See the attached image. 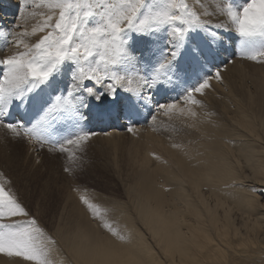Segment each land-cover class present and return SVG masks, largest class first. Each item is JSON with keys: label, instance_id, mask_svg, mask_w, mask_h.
Returning <instances> with one entry per match:
<instances>
[{"label": "bare ground", "instance_id": "6f19581e", "mask_svg": "<svg viewBox=\"0 0 264 264\" xmlns=\"http://www.w3.org/2000/svg\"><path fill=\"white\" fill-rule=\"evenodd\" d=\"M19 2L22 9L14 25L31 26L42 19L38 8L25 9L29 0ZM234 54L227 47L215 66ZM185 63L186 59L180 60L181 68ZM239 71V62L233 61L221 74L224 85L221 79H213L212 88L202 97L197 95L202 106H189L196 117L186 108L187 118L174 122L161 116L152 127L131 134L137 138L132 155L139 166L131 177L129 202L113 201L96 192L79 193L78 199L74 195L68 210L64 202L65 211L61 206L63 214L53 231H47L57 241L51 264H264V76L238 80ZM181 91H175L173 100ZM113 110L96 117L99 121H92L88 128L105 129L104 121L109 123L120 113ZM19 111L12 109L6 119L23 118ZM142 119L125 127L139 129ZM115 128L91 137L126 135ZM166 129L168 136H161ZM5 145L0 168L10 171L26 154L13 141ZM156 147L165 159L153 160ZM81 195L97 205L96 214ZM0 257V264H33L5 253Z\"/></svg>", "mask_w": 264, "mask_h": 264}, {"label": "snow or ice", "instance_id": "6c2138e0", "mask_svg": "<svg viewBox=\"0 0 264 264\" xmlns=\"http://www.w3.org/2000/svg\"><path fill=\"white\" fill-rule=\"evenodd\" d=\"M44 7L33 25L16 23L5 37L12 51L0 55V127L41 150L47 146L73 157L67 146L83 151L94 133L77 130L80 110L89 99L115 100L121 91L133 92L132 84L147 106L151 95L145 89L171 83L175 75L182 81V101L178 96L155 108L171 117L183 115L186 106H202L197 94L204 96L212 80L221 79V68L209 69L203 55L219 40L220 29L238 33L242 57L264 63V0H245L240 7L235 0H47ZM182 59L186 66L178 71ZM66 66L74 67L71 90L56 94L53 85ZM17 102L31 104L30 127L6 119ZM187 113L197 116L193 107ZM62 119L72 124L67 135L55 127ZM0 177V253L51 264L57 241L12 189V181ZM80 199L97 213L86 195Z\"/></svg>", "mask_w": 264, "mask_h": 264}, {"label": "rangeland", "instance_id": "374dc122", "mask_svg": "<svg viewBox=\"0 0 264 264\" xmlns=\"http://www.w3.org/2000/svg\"><path fill=\"white\" fill-rule=\"evenodd\" d=\"M42 3L46 4L47 0H29V3L27 4L28 7L26 6L25 9L38 8L37 10L39 12H44V9L46 8H40L43 5ZM244 3L245 0H235L236 7H240ZM0 4V51L3 52L6 49L5 37L15 26L14 23L18 18L17 15L22 9V4L19 2V0H0ZM10 11L14 15L13 20L9 19L8 13ZM38 15L40 16V14ZM94 22L95 21H93V23ZM213 22L215 23V20ZM218 35L219 40L213 43L211 49L207 48L205 53H203V55L207 57V55L211 52V56L205 61L209 69L215 65H218L220 55L225 53L228 47L229 50H232L235 52V54L232 55L229 60L221 64V74L228 64H231L233 61H238L240 69L237 76L238 80L249 78L250 75L255 77L259 75L264 76V66L263 69H260L264 63L259 62V58L257 61H253L240 55L241 48L238 33L232 30L220 29L218 30ZM208 39L211 40V37H208ZM219 45L222 46L219 47ZM11 51L6 50L0 55H8L11 53ZM139 54L140 53L138 51L137 55ZM185 66L186 63L183 67ZM178 67L179 69L182 67L180 61L178 62ZM179 69L177 70L179 71ZM73 71L74 67L66 66L65 69L57 75L56 81L53 85L56 94L67 95L66 89L71 90V76ZM171 81V83L165 82L158 84L151 89H145L146 93H150L151 95V100L147 102V106H145L144 102L138 100L135 95V86L133 85H130V87L134 90L133 92L121 91L118 95V98L115 100L106 98L101 102H96L89 99V106L80 110L82 119L79 122L77 130L91 132L95 135L99 133L109 134V132H111V130L115 127L117 129L120 127L122 134L124 133L126 135L122 137L119 136V139L105 136L96 137V139L90 137V139L86 142L83 151H80L78 148H73V146H67L75 151L76 155L74 157L71 156L70 153L49 151L47 146L41 150L37 144L29 143L27 139L15 138L5 128L0 127V134L2 135L0 138V159L3 158L2 149H5V142L7 141H13L19 146H22L24 154H26V157L22 156V159L17 161L15 166L10 168V171L0 168V173H3L4 177H7L9 180H13L12 188L14 191H16L21 201L27 205L31 213L39 217L40 222L46 231H53L54 225L63 214L64 207L67 205L66 210H68V207L73 204V199L75 198L74 195H76L78 199V196L80 195L79 193L87 192L89 194H94V192H96L113 201H130L129 197H127V194H129V187L132 185L131 177H133V170L139 166L137 164L139 161L132 155L137 138H131V134L137 135L138 131L152 127L155 121L159 120L161 116H164L163 120H170L174 122L178 117L187 118L185 115L187 114L186 112L183 115L176 113L173 114L171 118H168L167 115L162 113V110H157L155 108L157 103H166L173 100L172 96L176 93L175 91L181 88V84H179V79L177 76H172ZM220 82L224 85L222 79ZM49 91H52V89H49ZM159 92H163L165 95L160 96L157 94ZM178 96H181V92L178 94ZM176 98L177 97H175V99ZM16 106L21 108H14ZM189 106H186V108ZM113 108H116L120 113L118 116H116V118H110L109 123L108 121H104L103 124L106 125L105 129L98 132L88 128V124H90L92 121H99L95 119L96 117L99 116L103 118V115H106L108 111L112 113ZM12 109L16 111L20 110L19 112L24 114V117L14 119L15 117L13 116L12 120L9 121H23L25 127H30L29 121H31L33 115V108L31 104L29 102H17L12 106L11 111ZM13 115L18 116L15 114V111H13ZM153 116L155 119H153ZM138 117L143 118L141 121H139L142 127L135 129L134 131H129L125 126L129 125L130 121H132L131 125L138 123ZM104 120H108L107 117H105ZM125 121H127L128 124L123 123ZM55 127L59 130L61 135H67L73 130L72 124L63 119L58 121ZM161 136H168L167 129L161 133ZM157 145L158 143H156V146ZM154 150H156L158 153L152 151L153 160L156 157L159 159H165L159 156L160 151L157 147ZM135 163L136 165H134ZM68 168H70L71 171H65V169ZM50 171L51 173H49ZM2 178L3 177H0V179ZM79 188H82V191ZM64 202L67 204L65 205ZM40 210H42V212H40Z\"/></svg>", "mask_w": 264, "mask_h": 264}]
</instances>
